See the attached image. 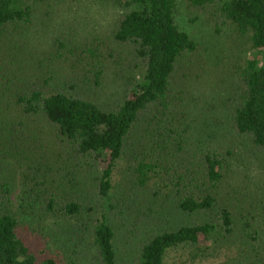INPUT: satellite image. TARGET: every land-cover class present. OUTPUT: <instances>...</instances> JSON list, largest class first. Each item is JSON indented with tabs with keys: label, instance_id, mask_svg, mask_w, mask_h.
<instances>
[{
	"label": "trees",
	"instance_id": "1",
	"mask_svg": "<svg viewBox=\"0 0 264 264\" xmlns=\"http://www.w3.org/2000/svg\"><path fill=\"white\" fill-rule=\"evenodd\" d=\"M55 1L0 0V74L8 77L10 91L5 85V94L10 110L16 108L14 119L19 120L12 128L9 123L0 125V134L7 137V147L10 140L59 147L62 155L76 162L74 175L84 170L99 172L97 186L92 195H76L79 190L73 187L67 199L60 190L50 189L41 175L53 167L46 161L52 154L36 157L38 151L32 143L34 176L23 186L17 205L11 198L13 184L0 177V264L68 263L64 250L50 246L53 238L47 228L35 226L49 217L77 222L74 230L87 241L88 252L92 251L86 252L87 260L82 250L74 249L76 256L85 254L80 264H122L118 224L112 216L124 208L111 192L114 171L123 159L136 163L139 186L160 179L182 192L173 206L179 218L183 215L191 220L172 223L163 209L155 219L157 228L139 243L134 264H264V0H188L196 9L215 8V33L229 30L235 38L225 66L227 79L220 77L224 72L221 59L212 54V47L201 54L209 61L197 54L201 43L181 25L179 0H73L97 18L112 7L117 10L109 35L118 48L84 50L91 53L92 61H98L94 62L98 85L103 57H112L123 69L128 65L130 84L121 101L110 108L90 100L79 88H52L58 75L55 64L36 72V58L28 46L37 42L28 37V30H33L36 14ZM87 3L92 5L85 6ZM51 44L57 51L68 49L56 58L71 55L68 41L58 39ZM4 49L7 57L3 60ZM189 55L192 61L182 75L185 79L193 76L191 81L198 87L205 75L214 74L221 84L217 95H210L215 96L213 101L206 95L214 114L211 121L205 122L204 105L198 116L191 114L187 86L173 85L179 62ZM73 69L74 76L64 79L83 78V72ZM204 97L197 92L198 104ZM230 100L236 101L226 108L227 122L249 141L242 156L233 149L205 148L210 143V128L222 120L218 106ZM14 146L20 154V143L16 141ZM179 154L201 155V161L185 173L174 172ZM172 171L175 174L170 177ZM63 176L62 189L69 194L68 179ZM225 191L227 197H223ZM64 236V244L73 242L70 235Z\"/></svg>",
	"mask_w": 264,
	"mask_h": 264
},
{
	"label": "rangeland",
	"instance_id": "2",
	"mask_svg": "<svg viewBox=\"0 0 264 264\" xmlns=\"http://www.w3.org/2000/svg\"><path fill=\"white\" fill-rule=\"evenodd\" d=\"M111 4L113 3L110 2L109 5ZM91 5L92 3H87L85 6ZM46 9L47 10L45 11L44 9H41L40 12L36 14L37 16H35L34 19L35 26H33V30H28L31 31L28 34V37L37 42V44L34 43V45L28 46L30 47L29 51H32L36 58V61L34 62L36 72L38 73L39 69H42L43 67H45L46 71L51 64H55L58 67L57 70L59 76L57 75L56 81L53 80L51 82L52 88H64L65 90L71 91L79 88V90L86 93V96L90 100L97 101L108 108L116 106L123 98L125 94L124 92L130 84V71L127 70L128 65L126 64L125 69H123L122 65L111 60L112 57H103L102 60L105 59L103 61L105 63L104 71L101 73L98 85L95 83L94 79L95 74L97 73V67H95L94 62L98 61H92L90 58L91 53L86 52L87 50L84 51L87 48H91L95 52L105 51L109 46L118 48V45L112 43L113 40H111V36L109 35V30L113 25L112 22L115 21V15H117L116 8L112 7V9L103 13L99 18H97L98 15L96 13L91 14L88 10L86 11L84 6L75 4L73 0H58ZM214 10L215 8L213 7L196 9L190 6L188 0H179L178 16H180L181 25L186 27V29L200 41L201 45L199 49L201 50L197 54L201 55L202 51L206 50V47H212V54L216 58L221 59V69L224 72L220 73V77L223 76V78L227 79L230 77L225 66L226 64H229V59H227V57L232 52L234 47L233 39L235 38L229 30H225L221 34H216L217 32L215 33L214 29L217 17L214 16ZM58 39L68 41L71 55L65 53L64 57L56 58L60 57L59 55H62V53L68 51L66 48L57 51V48L51 44L53 40L57 41ZM38 40H42L41 42L39 41L40 45L38 44ZM85 41L88 42L86 43ZM6 50L7 49H4L2 53L3 60L4 57H7L5 53ZM44 50L45 53H43ZM201 60L203 59L201 58ZM40 61L42 63H39ZM188 61H192L190 55L183 57L179 62L177 72L173 77V85H181L183 89L187 86L186 90L189 91L187 101L191 114L198 116V110L204 105L207 112L205 122L208 120L211 121L214 114L213 109L209 106L211 104L209 101L210 98L213 101L215 96L210 97V95H217L216 90L221 88V84L216 75L207 74L201 81L200 86L196 87V82L194 83L191 81V77L193 76L186 79L182 76L187 68ZM75 67L77 71L84 73L82 79L75 78V80H73L72 77L75 74L73 68ZM3 74L4 73L0 74V81H2V83H0V117L2 115H5V117L0 119V125L9 123L12 128L15 124H19V120L14 119L16 108L13 106L10 110L7 95L5 94V85H8L7 91H10L9 82L8 77L5 75L6 77L4 78ZM69 74H71L72 77H68L70 79H64L63 76ZM36 78L37 77L33 78V80ZM72 86L74 87L71 88ZM222 87L226 88V85L223 82ZM198 91L205 94V97L199 104L197 98H195ZM206 95L210 98H206ZM235 101L232 102V100H230L229 102L231 104H228V102L226 105L223 104V106H218V111L221 112L222 120L218 121L213 129L210 128L209 131L211 132V135L208 137L210 143L205 147L206 151H226L227 149H233L235 153H239V155L242 156L241 152H243V149L248 148L246 145V143L249 142L248 138L238 135V133L233 130L231 123L227 122L226 108L233 106ZM9 114H11L10 119L7 118V115ZM211 125H213V123ZM208 128L209 127H207V129ZM9 134H11V131ZM6 139L7 137H4L3 132H1L0 177L9 180L13 184L14 190L11 198L16 205L19 196L23 194V186H25V183L30 182V176H34V172L31 169V158L33 157L32 143L35 146V151H38L35 153L36 157L42 153L43 155L52 154L49 158H46V161L51 163L53 167L50 168L49 173L41 175L44 178H47L50 189L57 190V192L60 190L59 194L66 199L71 198L70 194H73V187H76L75 189L79 190V193L76 195H92L94 187L97 186L96 178H98L99 172L94 170H84L85 172L83 171V173H76L74 175L76 162L72 160L69 155H62L59 147L50 149L48 144L39 143L38 147V142L34 143L33 140H16L20 143L19 154L16 149H12L15 148L14 144L16 141L14 142L13 140H10V145L7 147L4 145ZM194 147L195 146H190V149L193 150ZM57 153L60 156H58ZM179 157L175 158L179 159L178 162H176L179 171L177 170L174 172L185 173L187 172L186 169H192L195 164L201 161V155H192L191 157V155L188 154L184 157V155L182 156L179 154ZM236 157L238 158V156ZM2 162L4 164H1ZM237 162L240 163L239 161ZM241 163L245 164L244 161ZM135 166L136 163L133 161L123 159L116 167L113 174L114 188L112 189L111 194L114 198L113 200L115 202L118 200L124 208V212L119 211V213L116 212V215L114 214V216H112L113 220L115 219L118 224L117 246L121 250L124 258L122 264H134L133 255L137 252L139 243L141 240H144L153 229L157 228L155 219L163 209L169 213L170 221L172 223L176 220L178 223H185L190 220L189 218L187 219L183 217V215L179 218L177 215V209L173 206V204H175V199H177L182 192L177 191V188L170 182H162L160 179H155L145 186H139L137 183V171L135 170ZM174 172L172 171L169 176H174ZM14 175H16V177H14ZM63 175H66V179H68L69 194H66L62 189L64 180L61 177H64ZM162 177L168 178L164 175H162ZM71 178L76 179V181H73ZM69 179L72 180L73 184L70 183ZM53 182L58 186L57 189L53 185ZM33 184L34 182L28 187ZM223 197H227L226 191L223 194ZM162 205L164 208H162ZM63 218L55 219L54 217H49L42 225L36 223L35 226L41 230L47 228V232L52 235L53 238L50 242V246L54 250H64L65 256L69 260L66 264H80V262L86 257L88 260L87 254H91L92 251L88 252L89 246L87 241L78 234L77 230H74L73 226H75L77 222L75 220H65ZM121 224H123V226L120 227ZM67 231H70V233L67 234ZM34 232L37 234V231ZM64 235H70L73 238V242L64 244ZM73 244L75 248L72 247ZM74 249L82 250L86 254V257L84 256L85 254H79L76 256ZM177 256L181 257V255ZM86 263L89 264V261Z\"/></svg>",
	"mask_w": 264,
	"mask_h": 264
}]
</instances>
